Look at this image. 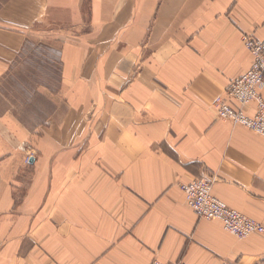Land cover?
<instances>
[{
    "label": "crops",
    "instance_id": "crops-1",
    "mask_svg": "<svg viewBox=\"0 0 264 264\" xmlns=\"http://www.w3.org/2000/svg\"><path fill=\"white\" fill-rule=\"evenodd\" d=\"M245 35L264 0H0V264H264L180 186L264 224V135L214 108Z\"/></svg>",
    "mask_w": 264,
    "mask_h": 264
},
{
    "label": "built area",
    "instance_id": "built-area-1",
    "mask_svg": "<svg viewBox=\"0 0 264 264\" xmlns=\"http://www.w3.org/2000/svg\"><path fill=\"white\" fill-rule=\"evenodd\" d=\"M244 42L252 53V66L240 77L230 82L225 95L216 98L214 108L219 118L232 120L264 135V95L261 92L264 86V39L245 35ZM231 99H236L243 106L254 104L255 113L249 114L244 109L233 108L230 104ZM216 177L215 174H209L180 184L185 192L187 204L200 218L220 220L225 229L238 238L263 233V223L229 206L213 194ZM151 264L186 263L154 259Z\"/></svg>",
    "mask_w": 264,
    "mask_h": 264
}]
</instances>
